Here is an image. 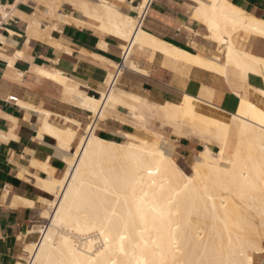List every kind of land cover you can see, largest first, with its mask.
Instances as JSON below:
<instances>
[{
  "label": "bare ground",
  "instance_id": "obj_1",
  "mask_svg": "<svg viewBox=\"0 0 264 264\" xmlns=\"http://www.w3.org/2000/svg\"><path fill=\"white\" fill-rule=\"evenodd\" d=\"M113 1L124 4L128 0ZM151 1L140 0L133 17L105 0H37L50 23L43 25L41 18L18 14L27 22L28 38L60 48L51 37L58 23L51 21L79 27L87 24L83 18H89L97 23L91 27L100 37L109 35L122 42L123 64L114 72L117 65L110 63L113 70L105 83L108 88L98 91L97 97L85 94L79 83L56 70L37 69L36 74L58 81L64 87L65 101L98 120H106L107 107H120L141 118L136 107L116 90L124 69L139 71L130 60L134 50L156 51L168 60L183 61L220 76L228 68L245 80L249 75L257 76L262 85L251 90L264 100V57L248 48L253 40L264 42V19L227 0H192L190 19L204 25L217 51L203 56L142 29ZM63 5L82 19L61 11ZM9 42L0 35L1 44ZM99 47L105 48L102 40ZM0 56L9 64L14 61ZM238 105L229 113L189 94L175 104L162 105L166 122L178 136L186 125L219 143L215 155L204 145L198 151L201 160L189 165L188 174L174 161L173 144L158 135L147 140L124 134L128 142L119 143L93 135L90 125L70 149L79 124L69 120V126H59L44 111L43 124L35 128L37 138L44 134L54 138V151L61 154L66 170L57 179L47 163L30 162L48 177H35V186L52 199L40 212L47 223L32 225L28 231L38 234V240L25 247L24 261L16 264H264L260 263L264 257V111L243 99ZM232 122H237L238 129L229 161L222 155ZM11 138V132L0 131V141ZM24 175L28 172L22 168ZM7 198L8 194L2 193L0 202L6 203ZM31 204L15 196L10 202L12 207Z\"/></svg>",
  "mask_w": 264,
  "mask_h": 264
},
{
  "label": "crops",
  "instance_id": "obj_2",
  "mask_svg": "<svg viewBox=\"0 0 264 264\" xmlns=\"http://www.w3.org/2000/svg\"><path fill=\"white\" fill-rule=\"evenodd\" d=\"M227 1L255 18L264 19V0ZM134 2L128 0L121 5L122 11L133 17L136 16L131 10V6H136ZM190 2L152 0L141 26L149 34L173 46L206 56L215 51V46L207 40L204 27L190 19ZM61 11L82 19L67 5ZM1 12L7 17L3 18ZM18 14L27 18H44L46 10L37 0H0V35L10 41L0 43V55L14 58L9 64L0 56V131L11 132L14 136L8 141H0V195L3 192L8 194L7 202H0V264L23 261L25 247L38 240V234L28 231L45 204L52 199L51 194L35 186V177L46 178L47 175L32 167L30 162L47 163L57 179L66 170L61 154L54 151V138L46 134L40 140L37 138L35 128L43 124L44 111L59 126H69V120L79 124L70 149L76 146L90 125L93 135L115 142L125 140L124 134L141 133L132 124L126 110L117 108L106 120L95 119L90 112L64 100L62 84L36 74L37 69L47 72L56 70L69 81L79 83V89L85 94L97 97L112 74L110 63L117 65L121 62V41L109 35L100 37L91 27L97 23L89 18H83L82 21L87 24L79 27L51 21L58 23L55 24L58 29L56 27L51 32V37L60 45V48H56L44 41L28 38L25 31L27 22L21 20ZM101 40L105 48L99 47ZM248 48L250 52L264 57V42L253 40ZM130 60L139 71L124 69L116 86L152 105L177 103L184 94H189L229 113L237 110L241 99L253 102L260 109L264 108V100L251 90L262 85L257 76L249 75L245 80L239 78L233 68H228L226 74L220 76L183 61L168 60L156 51L134 50ZM17 102L30 108L26 110ZM172 144L173 158L176 155L184 167L194 161L192 157L199 151L198 144L186 138L173 140ZM22 168L27 170L29 177L21 176ZM14 196L32 204L12 207L10 202Z\"/></svg>",
  "mask_w": 264,
  "mask_h": 264
},
{
  "label": "rangeland",
  "instance_id": "obj_3",
  "mask_svg": "<svg viewBox=\"0 0 264 264\" xmlns=\"http://www.w3.org/2000/svg\"><path fill=\"white\" fill-rule=\"evenodd\" d=\"M105 1H107L109 3H114L113 0H105ZM135 1L136 2H134V5H136V6H131V10L136 15L137 10H136L135 7L139 6L140 0H135ZM127 2L128 1H126L124 4H126ZM114 4L119 6V8H121V5H123V4H116V3H114ZM190 4H191L192 10H193L194 3L192 2V0H191ZM63 6H66V5H63ZM47 18H45V17L41 18L42 23L43 22H47L46 21ZM48 20H49V18H48ZM197 23H199V22H197ZM199 24L204 27L203 24H201V23H199ZM204 29H205V27H204ZM205 36H206L207 40H209L210 43H212V40H210L208 38L207 33H206ZM215 49H216V47H215ZM216 53H217V51H214L213 53H209L207 55H214ZM132 54H133V52H132ZM63 89H64V87H63ZM116 90L123 96V98L130 105L136 107V113L139 116H141V118H139V119L136 118V117H132L128 113V110L124 109V110L127 111V115L131 118L132 124L134 126H136V128H138L141 131V133H139L138 135L132 134L135 137L142 138V139H147V140H152L153 133H157L158 135H160L165 140H168L171 143H173V140H177L179 138H186V139L191 140L193 143L198 144V146H199L198 149L199 150L202 149L204 145H208L212 149L211 153L213 155H215L217 153L216 151L218 150L219 143L216 140L210 138L206 133H203L201 130H193L191 126L184 125V126L181 127L182 135L178 136L176 134L175 130H173L174 129L173 126H170V124H168L166 122V116H165L164 110L162 108V105H164L165 103L162 104V105H152V104L146 102L145 100H143V99H141V98H139L137 96H134V95H132L130 93H127L125 91L120 90L118 87H117ZM252 92L255 94V92L253 90H252ZM173 104H175V103H173ZM116 110L115 109H109L107 107L106 108L107 116H111L114 112H116ZM260 110L264 111V108L263 109L261 108ZM121 120H124V119L122 118ZM237 129H238L237 122H232V126L230 127V132H229V136H228V142L226 144V147H225V150H224V154L222 155V157L224 159H227L229 161L231 160V154H232V149H233V146H234L235 140H236L235 137H236ZM127 142H128V140L125 139V140H123L122 142H119V143H127ZM174 157H175V158H173L174 161L182 168V170L186 174L190 173L189 166H187V167L182 166L180 164V162L178 161V159L176 158V155H174ZM193 158H194V160L195 159H200L201 160V156L198 154V152L192 157V160H193ZM192 160H191V162H192ZM46 178H48V177H46ZM3 193H6V192H3ZM45 206H47V205L45 204ZM45 206H44V208H46ZM46 223H47V221L41 219L40 216H39V218H37L36 220L33 221L32 225L33 226H35V225L36 226H40V225H44ZM25 257L26 256H24L23 258H25ZM263 261H264V257L260 260V263H262Z\"/></svg>",
  "mask_w": 264,
  "mask_h": 264
},
{
  "label": "built area",
  "instance_id": "obj_4",
  "mask_svg": "<svg viewBox=\"0 0 264 264\" xmlns=\"http://www.w3.org/2000/svg\"><path fill=\"white\" fill-rule=\"evenodd\" d=\"M122 64H123V59H121V62L119 63V64H117V68H116V70H114V72L116 71V72H118V70H120L122 67ZM115 74V73H114ZM117 79V75L115 74V79H114V82H115V80ZM104 88H108L105 84H104Z\"/></svg>",
  "mask_w": 264,
  "mask_h": 264
}]
</instances>
